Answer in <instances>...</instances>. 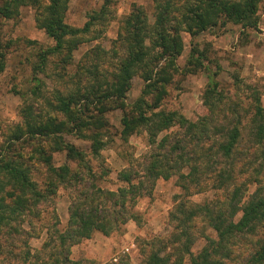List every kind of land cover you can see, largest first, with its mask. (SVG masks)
<instances>
[{
    "label": "trees",
    "instance_id": "obj_1",
    "mask_svg": "<svg viewBox=\"0 0 264 264\" xmlns=\"http://www.w3.org/2000/svg\"><path fill=\"white\" fill-rule=\"evenodd\" d=\"M68 1L0 0V27L29 7L35 28L51 41L34 54L31 80L36 83L28 91L31 100L20 94L19 123L0 126V264H74L69 260L73 246L94 233L107 237L134 221L131 209L136 201L150 195L158 179L173 177L179 192L167 213L171 230L166 237L146 241L139 264H181L184 256L188 264H225L233 260V251V264H264L260 93L234 78L235 89L246 90L244 98L226 96L213 80L220 68L209 57L208 43L190 44L184 66H176L182 34L194 38L226 24L255 31L264 0H150L151 22L141 6L131 4L118 24L111 57L94 46L75 65L73 52L97 38L92 27L103 26L115 0H103L81 28L64 22ZM15 42L0 36V73ZM108 58L115 61L109 63ZM49 65L62 89L41 96L36 75H49ZM197 71L205 74L207 83L200 97L203 110L195 121L160 109L173 76ZM134 77L142 87L128 104L126 94ZM115 110L120 112L121 142L142 132L150 150L115 174L120 187L106 190L97 184L106 170L93 172L85 158L99 156L109 136L105 115ZM54 155L62 156L61 164L55 165ZM62 188L73 191L65 225L61 231L54 224L43 226L47 241L41 248L48 252H32L28 239L38 236L34 227L41 226L30 219L39 221V206ZM201 193H210V198L200 203L187 200ZM48 213L52 220L54 210ZM200 239L203 245L192 254Z\"/></svg>",
    "mask_w": 264,
    "mask_h": 264
},
{
    "label": "rangeland",
    "instance_id": "obj_2",
    "mask_svg": "<svg viewBox=\"0 0 264 264\" xmlns=\"http://www.w3.org/2000/svg\"><path fill=\"white\" fill-rule=\"evenodd\" d=\"M103 0H69L64 22L73 27L81 28L87 21V16L93 11H97ZM131 4L139 5L146 13L149 22L152 21V3L150 0H115L109 8L106 20L101 28L92 27L95 40L81 44L72 54V62L75 65L81 56L94 46H98L108 51V57L112 49V42L115 40L119 22L125 17ZM264 2L259 5L258 25L254 30H240L239 26L226 24L215 30L206 31L194 38L182 34L183 50L176 60V66L181 69L184 66L190 44L199 47L203 43H208L211 48L209 57L219 65L213 78L218 83V88L223 93L234 99L244 98L246 90L243 88L236 90L234 78L241 85H250L260 93V102L264 108ZM19 16L10 21L1 22V40L16 39L13 49L5 55V68L0 73V126H11L19 123L17 115L18 107L21 103L20 94L25 93L29 100L32 95L29 89L34 87L36 82L32 81L31 64L35 62L34 54L37 48H45L51 45V41L45 37L41 30L34 26L33 10L29 7L20 9ZM90 36V35H89ZM25 40L31 43H25ZM111 57V56H110ZM53 61V60H52ZM109 63L115 58H108ZM73 68L72 66L68 67ZM67 68V69H68ZM49 65L46 71L49 75H36L40 80L37 84L41 96H46L51 90H61V83L55 82ZM210 70H214L213 64L209 65ZM207 83V78L203 72L197 71L194 74H177L173 76L172 83L168 86V95L160 105L164 111H177L189 121H195L201 114L203 107L200 97ZM142 82L134 77L131 81V88L126 94V102L129 104L139 95ZM17 94V95H16ZM120 112L118 110L108 112L105 119L108 122L109 136L105 146L99 152V156L92 158L86 155L87 163L92 171L99 173V169L106 170V175L98 178L97 184L102 189L115 190L121 184L115 180V174L126 167L128 162L139 158L150 150L145 134L140 132L130 136L125 143L118 138ZM161 136V135H159ZM66 140L76 146H83V143L75 141L71 137ZM87 153L86 149L83 148ZM55 165L62 163L61 155L53 156ZM252 187V186H251ZM249 190H252V188ZM179 189L175 186V179L167 181L158 179L150 195L139 198L132 207L131 212L136 215L134 221H128L121 229L113 234L104 237L99 233H94L90 239L83 240L73 246L70 250L69 260L74 264H114L126 262L127 264H139L141 251L147 240L153 237H166L171 230L168 224L167 213L171 209L174 197ZM73 191L70 188L59 189L55 196L47 203L39 206L40 220L30 219L33 223L41 227H34L38 230V236L28 239L29 248L32 252L43 250L41 248L46 240L43 226L54 224L55 228L62 230L66 219L68 201ZM210 193L193 195L187 200L192 203H200L208 198ZM210 198V197H209ZM54 210V217L49 218V213ZM40 222V223H39ZM264 234V233H263ZM2 244V237L0 238ZM132 245L133 251L122 254L124 247ZM203 245V240H198L191 249L195 254ZM233 260L226 261L225 264L237 262L235 251L232 254ZM116 261L113 262L112 259ZM181 264H188L187 257H183Z\"/></svg>",
    "mask_w": 264,
    "mask_h": 264
},
{
    "label": "crops",
    "instance_id": "obj_3",
    "mask_svg": "<svg viewBox=\"0 0 264 264\" xmlns=\"http://www.w3.org/2000/svg\"><path fill=\"white\" fill-rule=\"evenodd\" d=\"M126 250V251H125ZM133 251V246L132 245H128L126 247L123 248V250L121 251L122 254H128L129 255V252ZM114 259V258H113Z\"/></svg>",
    "mask_w": 264,
    "mask_h": 264
},
{
    "label": "built area",
    "instance_id": "obj_4",
    "mask_svg": "<svg viewBox=\"0 0 264 264\" xmlns=\"http://www.w3.org/2000/svg\"><path fill=\"white\" fill-rule=\"evenodd\" d=\"M125 251H126V250H125ZM112 261H113V262H115V261H116V259L114 258V259H112Z\"/></svg>",
    "mask_w": 264,
    "mask_h": 264
}]
</instances>
